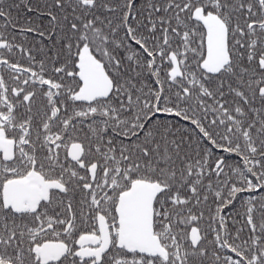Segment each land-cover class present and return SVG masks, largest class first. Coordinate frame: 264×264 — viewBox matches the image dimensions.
<instances>
[{"label": "snow or ice", "instance_id": "obj_1", "mask_svg": "<svg viewBox=\"0 0 264 264\" xmlns=\"http://www.w3.org/2000/svg\"><path fill=\"white\" fill-rule=\"evenodd\" d=\"M0 264H264V0H0Z\"/></svg>", "mask_w": 264, "mask_h": 264}]
</instances>
